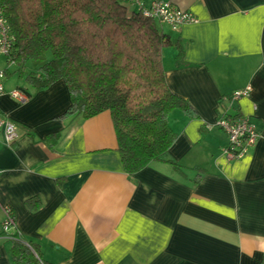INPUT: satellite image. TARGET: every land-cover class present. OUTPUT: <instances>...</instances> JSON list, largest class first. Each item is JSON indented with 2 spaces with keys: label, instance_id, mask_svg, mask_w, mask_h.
I'll return each mask as SVG.
<instances>
[{
  "label": "crops",
  "instance_id": "crops-1",
  "mask_svg": "<svg viewBox=\"0 0 264 264\" xmlns=\"http://www.w3.org/2000/svg\"><path fill=\"white\" fill-rule=\"evenodd\" d=\"M160 1L198 21L164 28L172 45L161 53L168 90L197 116L169 117L167 160L181 172L154 163L127 176L108 113L57 120L70 104L61 81L42 92L3 85L0 114L18 139L0 132V264H13L12 240L43 264H264V0ZM222 118L258 132L241 159L224 155Z\"/></svg>",
  "mask_w": 264,
  "mask_h": 264
},
{
  "label": "trees",
  "instance_id": "trees-1",
  "mask_svg": "<svg viewBox=\"0 0 264 264\" xmlns=\"http://www.w3.org/2000/svg\"><path fill=\"white\" fill-rule=\"evenodd\" d=\"M0 8L13 37L5 61L17 76L34 92L66 86L70 104L57 120L108 113L127 176L154 163L181 172L167 160L176 139L169 117L197 116L165 84L161 53L172 45L165 27L143 18L130 0H0ZM29 64L37 68L25 74ZM29 247L12 240V263L38 264Z\"/></svg>",
  "mask_w": 264,
  "mask_h": 264
},
{
  "label": "built area",
  "instance_id": "built-area-1",
  "mask_svg": "<svg viewBox=\"0 0 264 264\" xmlns=\"http://www.w3.org/2000/svg\"><path fill=\"white\" fill-rule=\"evenodd\" d=\"M134 9L145 19L153 20L166 29L176 32L180 27L186 25H196L197 19L188 12H183L168 3L160 0H130ZM13 37L9 32V28L4 20L0 8V55L10 57L12 51ZM10 66H14L13 63ZM3 75L0 74V97L3 91ZM249 90H241L234 92L228 97L230 103L239 102L248 96ZM10 97L18 104H24L27 101L25 94L14 90L10 93ZM217 127L224 132L227 137V148L224 155L228 160H237L243 158L249 150L254 146L259 135L255 127L247 118L237 119H220ZM0 132L3 139L8 145L14 144L18 139V126L5 116L0 114ZM12 217L9 210H5V220L2 223L3 233H7L12 226ZM26 247L30 248L26 245ZM38 264H43L38 260Z\"/></svg>",
  "mask_w": 264,
  "mask_h": 264
},
{
  "label": "rangeland",
  "instance_id": "rangeland-1",
  "mask_svg": "<svg viewBox=\"0 0 264 264\" xmlns=\"http://www.w3.org/2000/svg\"><path fill=\"white\" fill-rule=\"evenodd\" d=\"M37 66L35 64H29L25 68V74H29L32 71H35ZM0 74L3 75V85L5 87H12L16 89L25 88L28 89L26 84L24 83V79H20L15 73L12 66L8 65L5 61L4 56L0 55Z\"/></svg>",
  "mask_w": 264,
  "mask_h": 264
}]
</instances>
